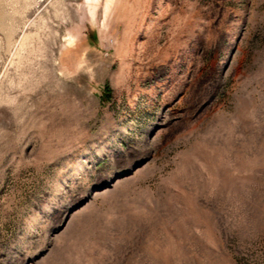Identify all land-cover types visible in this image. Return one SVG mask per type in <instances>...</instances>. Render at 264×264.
Here are the masks:
<instances>
[{
    "label": "rangeland",
    "instance_id": "rangeland-1",
    "mask_svg": "<svg viewBox=\"0 0 264 264\" xmlns=\"http://www.w3.org/2000/svg\"><path fill=\"white\" fill-rule=\"evenodd\" d=\"M0 264H264V0H0Z\"/></svg>",
    "mask_w": 264,
    "mask_h": 264
}]
</instances>
